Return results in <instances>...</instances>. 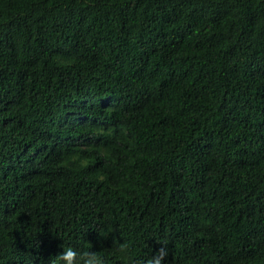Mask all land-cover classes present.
I'll list each match as a JSON object with an SVG mask.
<instances>
[{
	"label": "trees",
	"instance_id": "16d2710c",
	"mask_svg": "<svg viewBox=\"0 0 264 264\" xmlns=\"http://www.w3.org/2000/svg\"><path fill=\"white\" fill-rule=\"evenodd\" d=\"M0 264H264V0H0Z\"/></svg>",
	"mask_w": 264,
	"mask_h": 264
},
{
	"label": "bare ground",
	"instance_id": "6f19581e",
	"mask_svg": "<svg viewBox=\"0 0 264 264\" xmlns=\"http://www.w3.org/2000/svg\"><path fill=\"white\" fill-rule=\"evenodd\" d=\"M131 166V165H130ZM118 211V210H117ZM114 212V211H113ZM114 215V214H113ZM119 216V215H118ZM31 220V219H30Z\"/></svg>",
	"mask_w": 264,
	"mask_h": 264
}]
</instances>
